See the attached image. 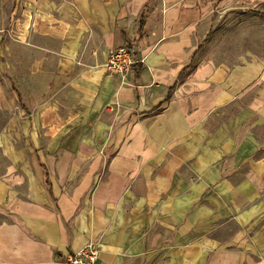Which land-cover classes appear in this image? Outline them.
<instances>
[{
    "label": "crops",
    "instance_id": "crops-1",
    "mask_svg": "<svg viewBox=\"0 0 264 264\" xmlns=\"http://www.w3.org/2000/svg\"><path fill=\"white\" fill-rule=\"evenodd\" d=\"M227 1L0 0V264H264V17L210 33Z\"/></svg>",
    "mask_w": 264,
    "mask_h": 264
},
{
    "label": "built area",
    "instance_id": "built-area-1",
    "mask_svg": "<svg viewBox=\"0 0 264 264\" xmlns=\"http://www.w3.org/2000/svg\"><path fill=\"white\" fill-rule=\"evenodd\" d=\"M142 61L136 57L135 49L127 43L112 48L109 52L105 68L108 74L118 76L121 82H126L136 63ZM98 249L88 243L79 253L70 255L69 261L78 264H96Z\"/></svg>",
    "mask_w": 264,
    "mask_h": 264
},
{
    "label": "rangeland",
    "instance_id": "rangeland-1",
    "mask_svg": "<svg viewBox=\"0 0 264 264\" xmlns=\"http://www.w3.org/2000/svg\"><path fill=\"white\" fill-rule=\"evenodd\" d=\"M10 2V1H9ZM264 0H228L226 3L219 5L213 10L214 21L210 29V33L216 27L221 26V24H227L232 26L231 32H225L224 36L231 37L235 36L236 33L234 30L236 29V24L248 23V19H236V16H244L241 13H255L259 16L264 17ZM220 13H224L221 17ZM238 20V23L237 21ZM210 35V34H209Z\"/></svg>",
    "mask_w": 264,
    "mask_h": 264
},
{
    "label": "trees",
    "instance_id": "trees-1",
    "mask_svg": "<svg viewBox=\"0 0 264 264\" xmlns=\"http://www.w3.org/2000/svg\"><path fill=\"white\" fill-rule=\"evenodd\" d=\"M263 15H264V13H263ZM142 24H143V23H142V19H141V21H140V28L142 27ZM201 49H202V45H199L198 48H197V51H196V52L200 51ZM183 73H184V71L181 72L179 78L182 76Z\"/></svg>",
    "mask_w": 264,
    "mask_h": 264
}]
</instances>
